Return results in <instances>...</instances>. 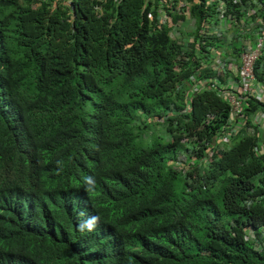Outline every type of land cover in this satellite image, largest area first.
Here are the masks:
<instances>
[{
  "label": "trees",
  "instance_id": "16d2710c",
  "mask_svg": "<svg viewBox=\"0 0 264 264\" xmlns=\"http://www.w3.org/2000/svg\"><path fill=\"white\" fill-rule=\"evenodd\" d=\"M188 3L199 31L209 9ZM157 8L0 0V264H264L245 238L264 229L262 137L201 162L230 107L205 91L185 112L196 57Z\"/></svg>",
  "mask_w": 264,
  "mask_h": 264
},
{
  "label": "built area",
  "instance_id": "2783aa9c",
  "mask_svg": "<svg viewBox=\"0 0 264 264\" xmlns=\"http://www.w3.org/2000/svg\"><path fill=\"white\" fill-rule=\"evenodd\" d=\"M157 1L153 27L170 31L171 39L183 48V62H188L192 54L196 57L195 70L185 83L187 88L180 92L185 97V112L191 111V97L205 91L215 92L230 107L226 126L211 142L206 143V154L201 162L209 165L214 154L231 148L233 140L244 133L262 137L254 148L256 152L262 150L264 112L259 111L249 119L246 117V107L252 99L264 104L263 5L259 0H246L245 3L242 0H193V4L203 3L209 9L198 31L190 15L188 0ZM229 2L238 5L240 16L228 12ZM176 17L178 19L175 21ZM149 19L153 20L151 14ZM186 26H189L188 35L184 30ZM237 44L241 47H236ZM191 45H195L194 50ZM236 48L240 50L238 53ZM249 121L251 124L248 126ZM195 160L192 158L191 162ZM186 162L185 155L178 156L179 164ZM245 238L256 249L264 247V229L258 233L247 229Z\"/></svg>",
  "mask_w": 264,
  "mask_h": 264
},
{
  "label": "clouds",
  "instance_id": "9594fccd",
  "mask_svg": "<svg viewBox=\"0 0 264 264\" xmlns=\"http://www.w3.org/2000/svg\"><path fill=\"white\" fill-rule=\"evenodd\" d=\"M85 183L88 185L87 191L91 192L93 191L95 180L93 177H86ZM98 218L97 217H91L89 220L85 221L83 225H81V228L87 227L89 230H92L96 223Z\"/></svg>",
  "mask_w": 264,
  "mask_h": 264
},
{
  "label": "rangeland",
  "instance_id": "374dc122",
  "mask_svg": "<svg viewBox=\"0 0 264 264\" xmlns=\"http://www.w3.org/2000/svg\"><path fill=\"white\" fill-rule=\"evenodd\" d=\"M188 29H189V26L184 27V30H185V32H186V33H185L186 35L189 34V33H188V31H189ZM236 47L239 48V47H241V45L237 44ZM155 131H158L159 134H162V131H163V130L158 129V127H157V128H155ZM146 138H147V140H148V139H149V135H147Z\"/></svg>",
  "mask_w": 264,
  "mask_h": 264
}]
</instances>
